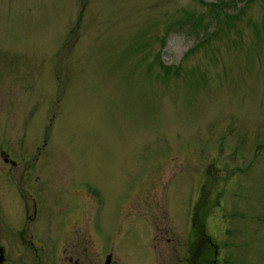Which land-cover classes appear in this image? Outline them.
Wrapping results in <instances>:
<instances>
[{"label": "rangeland", "instance_id": "obj_1", "mask_svg": "<svg viewBox=\"0 0 264 264\" xmlns=\"http://www.w3.org/2000/svg\"><path fill=\"white\" fill-rule=\"evenodd\" d=\"M0 153L6 264L22 176L31 264H264V0H0Z\"/></svg>", "mask_w": 264, "mask_h": 264}, {"label": "flooded vegetation", "instance_id": "obj_2", "mask_svg": "<svg viewBox=\"0 0 264 264\" xmlns=\"http://www.w3.org/2000/svg\"><path fill=\"white\" fill-rule=\"evenodd\" d=\"M0 158L3 164L10 165V167L13 168L16 167L15 161L10 157L8 158L6 153L3 154L0 153ZM22 171L24 172L26 170L24 169ZM22 180H23V176L22 178L20 177L15 181L17 188V192H16L17 201L18 203H20V207L18 208V206H15L17 209H14L10 215L11 217H9L10 228L13 229V230L10 229L9 231L13 232L12 237H15L17 239L18 243L25 248L24 250H27V254L24 255L22 258L21 256H18L15 264H31V256L33 257L32 254L37 255V253L32 252L34 251L32 249V243H33L32 239L35 236L41 239L40 234L38 233V231H36L37 228L34 227L33 229L32 227V224L36 221V219H38L36 212L38 202L35 200V196L32 195V191H30L28 187L23 186L21 184ZM35 193L38 194V190ZM3 205H5V203L0 202V208ZM126 205L127 202H125L122 205L121 207L122 211L125 209ZM205 209H206V203H204V201L201 200L197 206L191 208L189 214L187 215V219H188L187 221L188 228L186 230L187 246H186V258H184V264H215L216 263V251L208 248L209 242H207L208 241L207 237L205 236L204 230L202 228L204 222L203 217L204 214H206ZM181 210L182 209H180V211ZM64 219L65 222L58 223L56 227V229L60 230V234H61L60 240H62V236L64 237L66 235L69 228L73 229L74 222L78 221L77 218H73V217H65ZM156 231L157 228H155L154 233L152 232L153 240L163 239L165 237V233H167V230L165 228H163L161 231H157V232ZM0 235H4V236L8 235L7 229L6 228L0 229ZM155 246L156 245L154 244L153 245L154 249L156 248ZM105 260H107L106 264H108L109 257L106 256ZM3 263L6 264L8 263V261L4 254V250L0 247V264ZM34 264L37 263L34 262Z\"/></svg>", "mask_w": 264, "mask_h": 264}, {"label": "trees", "instance_id": "obj_3", "mask_svg": "<svg viewBox=\"0 0 264 264\" xmlns=\"http://www.w3.org/2000/svg\"><path fill=\"white\" fill-rule=\"evenodd\" d=\"M207 240H210L209 237H207ZM207 242H209V241H207ZM209 243H211V242H209Z\"/></svg>", "mask_w": 264, "mask_h": 264}, {"label": "water", "instance_id": "obj_4", "mask_svg": "<svg viewBox=\"0 0 264 264\" xmlns=\"http://www.w3.org/2000/svg\"><path fill=\"white\" fill-rule=\"evenodd\" d=\"M106 262H107V260H106Z\"/></svg>", "mask_w": 264, "mask_h": 264}]
</instances>
